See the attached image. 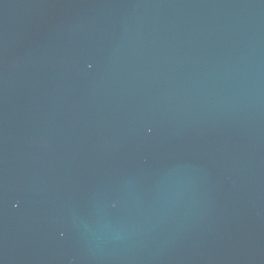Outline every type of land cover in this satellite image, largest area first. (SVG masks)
Returning <instances> with one entry per match:
<instances>
[{
  "label": "water",
  "instance_id": "obj_1",
  "mask_svg": "<svg viewBox=\"0 0 264 264\" xmlns=\"http://www.w3.org/2000/svg\"><path fill=\"white\" fill-rule=\"evenodd\" d=\"M0 264H264V0H0Z\"/></svg>",
  "mask_w": 264,
  "mask_h": 264
}]
</instances>
